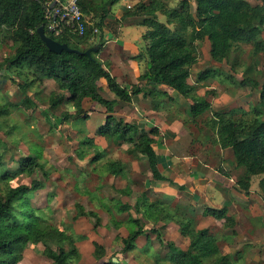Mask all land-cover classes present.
I'll use <instances>...</instances> for the list:
<instances>
[{
    "label": "trees",
    "instance_id": "obj_1",
    "mask_svg": "<svg viewBox=\"0 0 264 264\" xmlns=\"http://www.w3.org/2000/svg\"><path fill=\"white\" fill-rule=\"evenodd\" d=\"M45 1L0 0V43L10 40L14 47L13 53L2 59L0 64L5 65L12 82L16 81L17 93L20 96L18 103L5 100L0 104V117L9 115L13 108L20 105L25 108L32 105L33 101L28 91L36 90L35 93H39V86L45 79H50L57 87L49 97L51 110L70 103L75 114L86 119V111L83 108L85 99L101 105L105 109L106 117L96 134L105 138L107 146L130 143L131 147L127 152L132 157L138 153L146 157L153 179L174 184L158 166L159 157L152 146L157 129L145 131L136 123L115 116V100L107 99L101 94V82L123 101L130 102L134 95L144 91L142 85H132L131 88L122 86L98 57L105 43V30L109 27L107 22L112 15L111 7L118 0H77L86 18L87 15L98 17L95 26L99 30L98 41L85 48H80L78 41L90 37L92 28L88 27L83 36L77 35L69 27H65L61 34L53 35L46 27L43 8ZM130 8L131 5L125 8L122 18H138V21L133 22L146 28L143 37L146 40L147 65L139 78L145 81V84L170 87L177 94L188 98L191 101L188 113L193 119L211 108L206 94L199 95L197 84L189 82L192 67L198 60V41L208 40L210 59L216 63L228 61L231 51L237 48L239 42L251 43L254 53L264 51V39L260 35L264 29V3L251 4L248 0H195L194 13L187 0H182L180 7H166L159 0H150L138 1L132 10H129ZM159 11L167 16L169 23H175L177 27L172 29L159 20L157 18ZM41 25L48 36L72 48L84 51L89 47L98 46L99 49L92 52L91 57L84 53L50 51L37 33ZM211 71L214 69L199 71L197 82H201ZM239 84L251 87L259 85L258 106L254 109V117L250 120L236 119L232 117L234 110L216 111L209 121L216 126L215 133L220 147L231 149L236 165L244 168V175L240 177L239 183L247 193L251 176L264 174V78L260 84L254 79L242 78ZM149 93L167 94L156 89L150 90ZM70 116L69 110H64L60 121L63 122ZM75 139V148L80 158L85 156L87 148L95 147L94 139L90 137ZM39 158L40 154L37 156L28 153L25 157L17 159L18 168L10 176L31 175L36 169H42L47 175L45 162ZM122 168L119 161H110L105 170L112 175H118ZM1 170H3L1 177L7 179V170L5 168ZM43 186V182L32 179L28 184L8 186L0 194V264H18L22 259L24 247L37 243L44 245L43 252L52 264H69L78 259L79 253L74 237L48 222L39 212L40 209L32 207L28 201L27 194ZM258 186L264 201V176L259 179ZM178 188L183 189L184 185H179ZM103 205L107 204L97 203L98 207ZM114 206L117 213L128 212L131 209L127 203H115ZM142 206H144L142 210L139 209V205L134 206L137 216L128 212L124 219L127 235L121 238L123 252L138 248L139 251L149 253L147 248L150 243L153 244V241L157 240L167 245V259L171 264H234L228 254L221 253L216 234L209 228H198V221L191 206L184 207L178 203L169 205L159 198L143 203ZM96 212L94 210L85 212L78 207L76 217L93 216L96 219L93 228H97L100 225V217ZM203 214L218 220L224 219V227L232 228L235 225L234 218L227 215L226 207H204ZM117 220L115 219L116 223ZM145 221L151 223L150 231L144 230ZM160 221L163 222V226L174 221L179 226L180 234L189 239L187 247L179 248L171 241L165 243L158 229ZM142 236L145 243L139 247L136 241ZM78 238L84 240L87 236L82 234ZM92 243L93 256L100 264H129L113 256L103 259L106 254L104 245L97 241ZM66 244L68 248L65 247Z\"/></svg>",
    "mask_w": 264,
    "mask_h": 264
},
{
    "label": "rangeland",
    "instance_id": "obj_2",
    "mask_svg": "<svg viewBox=\"0 0 264 264\" xmlns=\"http://www.w3.org/2000/svg\"><path fill=\"white\" fill-rule=\"evenodd\" d=\"M138 1L149 2L150 0H118L117 4L126 5L128 3L132 6L129 10H132ZM159 1L166 7H180L182 0ZM187 1L194 13L195 0ZM248 1L251 4L264 3V0ZM157 18L168 24L172 29L177 27L175 23H169L167 16L160 11L157 13ZM87 19L89 21L88 27L92 28V32L90 37L78 41L80 48L94 45L98 41L99 32L93 33L98 17L87 15ZM122 20L109 21L107 25L113 33H116ZM132 20L138 21V18H132ZM260 35L264 39V29ZM197 44L199 48L198 60L192 67L189 82H197L199 71L214 69V71L207 73L202 82L197 84V90L209 91L205 94L211 103V108L201 115L199 120L191 118V122L188 121V124L196 139L201 137L207 145L208 157L209 159L212 158V161L214 160L212 162L214 166L220 168L221 164L218 160L220 156L223 158L227 155L228 158L234 160L233 162L236 161L231 149L220 147L215 133L216 126L209 119L212 117L213 112H228L231 110H234L232 117L236 119L250 120L254 117V109L258 106L259 85L258 87L242 86L239 81L242 78H251L258 81L259 84L262 82L264 78V51L254 53L251 43L239 42L237 48L231 51L228 61L216 63L210 59L209 42L202 40L198 41ZM13 49L10 40L0 43V63L2 59L13 53ZM11 79L5 65L0 64V104L4 103L5 100L19 102L20 96L17 93L16 81L12 82ZM206 87L212 88L206 89ZM53 89H56L55 84L49 82L48 85H44L42 94H36V90H29L28 95L33 101L32 105L28 108L20 105L18 108H13L9 115L0 117V141H2L0 145V194L8 186L28 184L32 179H38L44 183L43 188L27 194L28 201L32 207L40 209L39 212L44 215L48 222L64 229L74 237L79 257L69 264H100V261L93 256L94 246L92 241L104 245L106 254L103 259L113 256L115 259L127 261L129 264H171L167 259V245L161 244L157 240H154L153 244L150 243L151 246L149 245L147 248L149 253L139 251L138 248L123 252L121 250L123 246L121 238L126 236L127 230L125 226L117 229L118 227H115L112 218L104 208L99 207L96 212L100 217V225L97 228H93V223L96 220L93 216L76 217L78 216V207H81L85 212L96 208L94 206L95 202L90 201L87 191L98 188L101 195L109 196L114 194L116 190H114V187L113 190L110 188L107 177L104 176L106 174L105 164L100 165L98 171H96L102 175L100 177L89 168L86 161H79L76 158L74 153L76 151V139L70 132L71 123L67 120L60 121V108L56 111L49 108V94ZM159 105V109L166 110L169 113L174 112L181 117L182 108L189 105V99L184 97L182 102L168 99ZM64 107L70 109V104H65ZM194 128H197V130H194ZM28 153L37 156L40 154L39 159L45 162L47 175L44 174L42 169H36L31 175L19 174L11 177L10 175H13V172L18 168L17 159L25 157ZM3 168L8 172L7 179L1 177L3 171L1 169ZM238 173L240 177H243L244 168L239 167ZM262 176L264 174L252 175L251 178L258 185V181ZM141 179L143 180L139 177L137 182L133 184L134 189L139 184L143 185ZM256 187L259 188V186ZM258 192L261 195L260 189ZM158 198L169 205L177 203L173 197L163 196L160 193ZM182 203L180 205H183ZM107 204L112 205L110 202ZM184 205L187 206V202ZM190 206L193 208L194 217L198 221L201 216V206L193 204H190ZM130 213L134 216L138 215L134 209ZM229 214L227 213V215ZM249 216L253 223L259 227H264V212L262 210L259 209V214L254 217L250 213ZM118 217L119 219H125L126 214L123 213ZM215 223L207 228L216 234L221 253L228 254L234 264H264L262 240L254 239L256 245L246 243L250 238H254L255 234L243 233V231H239L242 233H232L230 228L217 224L220 223L219 221ZM158 229L165 243L171 241L179 248L187 245L188 239L180 234L177 224H173L169 228L159 225ZM146 230L150 231V228H146ZM82 234L86 235L87 238L80 240L78 236ZM258 236H261L260 238L264 240V233ZM52 247L55 246L52 245ZM65 247L68 248V244ZM43 250L44 245L41 243L26 245L22 251V259L18 264H52V261L46 257Z\"/></svg>",
    "mask_w": 264,
    "mask_h": 264
},
{
    "label": "crops",
    "instance_id": "obj_3",
    "mask_svg": "<svg viewBox=\"0 0 264 264\" xmlns=\"http://www.w3.org/2000/svg\"><path fill=\"white\" fill-rule=\"evenodd\" d=\"M127 5L129 4L121 5L116 2L112 6V15L108 19L110 21L116 19L123 20L119 24L116 33H113L111 28L107 27L105 30L104 49H101L98 57L106 64V69L122 86L131 88L132 85H142L144 91L134 95L130 102L123 101L108 90L104 82H101V94L107 99L115 100V116L127 122L136 123L140 129H144L145 131H149L152 128L157 129V133L153 136L155 142L152 146L159 157L158 166L165 175L174 181V184L158 182L153 179L146 157L140 153L132 157L127 152L131 147L130 143L108 147L105 138L96 134L97 129L103 124L106 117L104 107L89 99H85L83 101V108L86 111L87 118L83 119L82 115L75 114L72 104L67 103L70 104V109H66L64 107L65 104L61 105L59 107V116L61 117V113L64 110H69L71 116L67 121L71 123L70 132L72 136L74 138L90 137L94 139L95 143L94 148L86 149V154L83 158L78 156L77 150L74 151L76 158L79 161H86L89 168L94 172L98 171L100 165L105 164L106 167L110 161H119L123 166L118 175H112L107 171L104 175L107 177L110 188L112 190L115 188L114 194L109 196L101 195L98 188L87 191L90 201L95 202V210L99 209L97 206L99 202L112 203V205L107 204L108 206H104V204L100 207H103L109 213L115 227H118L117 229L125 226L127 230L124 219H119L118 216L123 213L127 216V213H130L136 204L142 210L144 207L142 206L143 203L154 201L160 193L163 196L173 197L178 204L187 202V206H190V204L201 206L198 228H207L216 221L220 222L217 224L223 225L224 223V219L218 220L203 214L204 207H226L227 213H230L229 216H232L235 221V225L230 228L231 232L233 233L234 230L236 233H242L239 231H243V233L255 234L256 236L247 240L246 243L256 245V241L253 240L259 239V241L262 240V244L264 245L263 238L261 239V236H258L264 233V227H259L253 223L249 216V213L252 217L259 214V209L264 212V201L258 192L259 188L256 187L258 186L257 183H254L251 178L249 190L245 193L239 183V167L227 155L223 158L220 156L218 159L221 164L220 168L214 166L212 163L214 160L212 161V158L209 159L208 157L209 150L207 145L202 141L201 137L196 139L194 132L189 127L188 121L191 122V117L188 113L190 100L189 105L182 108L181 117L177 116L174 112L169 113L166 110H161L159 109V104L165 100H180L182 102L184 97L177 94L170 87L145 84V81L139 78L147 65V55L145 53L146 40L143 37L146 28L141 24L133 22L131 17L122 18ZM49 82L55 84L54 81L45 79L38 88L39 93L42 94L44 85H48ZM198 83L200 81L195 84ZM152 89L160 92L164 91L167 94L149 93ZM56 90L57 87L52 91ZM144 92L147 93L144 94ZM197 93L204 95L205 91L197 90ZM184 115L187 116L185 117ZM199 118L200 116L196 117L195 120H199ZM194 130H197V128H194ZM96 175L102 176L97 172ZM139 177L143 178V180L141 179L143 185L139 184L134 189L133 184L137 182ZM179 185H184V188L179 189ZM115 203H127L131 206V209L128 212L122 211L117 213L115 212ZM185 203H182V206H186L184 205ZM115 219H118V223L115 222ZM214 220L216 221L214 222ZM121 221H123L122 224H120ZM145 222L144 230L148 231L146 228H150L151 223ZM173 224L175 225L176 223L170 221L164 226L165 228H169ZM158 225L163 226V222L160 221ZM150 238L153 239L152 237ZM144 243L145 238L143 236L139 237L136 241L139 247ZM188 243L189 239L187 245ZM187 245L182 247V249L186 248Z\"/></svg>",
    "mask_w": 264,
    "mask_h": 264
},
{
    "label": "built area",
    "instance_id": "obj_4",
    "mask_svg": "<svg viewBox=\"0 0 264 264\" xmlns=\"http://www.w3.org/2000/svg\"><path fill=\"white\" fill-rule=\"evenodd\" d=\"M129 8L130 5H127ZM46 27L50 33L57 36L65 27L79 36H83L89 21L81 11L77 0H46L43 4ZM98 32L95 27L93 33Z\"/></svg>",
    "mask_w": 264,
    "mask_h": 264
},
{
    "label": "water",
    "instance_id": "obj_5",
    "mask_svg": "<svg viewBox=\"0 0 264 264\" xmlns=\"http://www.w3.org/2000/svg\"><path fill=\"white\" fill-rule=\"evenodd\" d=\"M37 33H38L40 39L47 46V48L50 51H53L56 53H61L62 51H70V52H77V53H81V54L84 53V54L88 55L89 57H91V53L95 52L99 49L98 46H92V47L85 49L84 51H80L78 49H75V48L68 46L66 43H60V42L54 40L52 37H50L46 34L43 25H41L37 29Z\"/></svg>",
    "mask_w": 264,
    "mask_h": 264
}]
</instances>
